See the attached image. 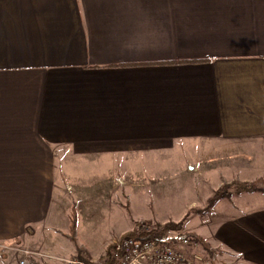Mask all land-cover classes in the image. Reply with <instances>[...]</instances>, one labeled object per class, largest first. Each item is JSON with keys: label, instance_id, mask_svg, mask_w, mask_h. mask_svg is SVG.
<instances>
[{"label": "crops", "instance_id": "obj_1", "mask_svg": "<svg viewBox=\"0 0 264 264\" xmlns=\"http://www.w3.org/2000/svg\"><path fill=\"white\" fill-rule=\"evenodd\" d=\"M204 141L230 157L264 149V0H0V264L26 248L50 256L39 264L75 255L49 248L71 224V211L65 232L51 220L69 196L56 158H105L128 204L138 158ZM230 215L212 234L231 257L220 264H264V208ZM140 222L84 257L101 262ZM200 245L179 250L213 264Z\"/></svg>", "mask_w": 264, "mask_h": 264}, {"label": "rangeland", "instance_id": "obj_2", "mask_svg": "<svg viewBox=\"0 0 264 264\" xmlns=\"http://www.w3.org/2000/svg\"><path fill=\"white\" fill-rule=\"evenodd\" d=\"M256 147L252 149L249 147L241 153L242 155L230 157L233 151L228 153L226 152L228 148L219 147L216 144L211 146L204 141L201 144H188L186 147L179 148L169 157L159 155L140 157L137 159V165L133 167L137 172L132 174L134 183L139 184L138 190L134 189L128 204H125L119 193H112L108 188L112 180L119 177V173L112 174L108 171L104 162L105 158L69 156L62 158V161L60 157L56 158L57 186L64 184L62 177L65 171L66 183L69 186L65 192L69 196L66 195L60 200V215L55 202L51 220L55 222L57 228L65 232L64 226L69 224V213L71 211L72 215L73 207H75L78 213L77 242L82 244H75L68 238L53 235L62 243L52 246L54 244L52 242L49 248L61 255H69V246L72 245V247L75 246V255L72 257L88 256L83 244L90 250L96 247L100 249L102 243H109L113 237L128 231L127 222L131 218L138 217L148 219V223L153 225L182 223L183 228L178 233H171L169 238L176 237L179 240L186 237L197 245L202 244L200 247L208 246V250L213 252L215 258L213 264H220L224 259L228 261L231 257L225 251L226 249L211 247L212 243L214 244L212 234L218 231L217 227H214L215 221H218L220 215L228 216L247 209L264 208V176L261 170L264 167L262 154L264 149L262 151L260 147ZM218 150L225 151L219 153ZM249 151H253L254 154ZM213 162H216L215 165L218 167H214ZM194 166L196 171L192 172ZM219 174H221L220 177H218ZM254 177L258 179L252 180ZM248 178L250 182L243 180ZM221 179L224 181L220 185ZM246 183L252 185L255 191L249 189L245 192L237 189L239 185ZM207 186L210 189L206 190ZM218 192L226 194L227 197L218 199L216 196ZM59 193L58 190L56 196ZM119 200L124 203L123 207L115 205V202ZM60 216L62 219H59ZM116 224L120 227H116ZM160 239L167 240L165 236H161ZM112 246L113 244L108 251L112 249ZM35 249L31 251L43 250L42 247H35ZM206 258H208L207 255ZM86 259L89 260L85 257ZM39 262L37 261V264Z\"/></svg>", "mask_w": 264, "mask_h": 264}, {"label": "built area", "instance_id": "obj_3", "mask_svg": "<svg viewBox=\"0 0 264 264\" xmlns=\"http://www.w3.org/2000/svg\"><path fill=\"white\" fill-rule=\"evenodd\" d=\"M155 225L140 222L136 226L137 236H123L114 240L110 263L108 264H196L195 260H202L197 255L195 260L189 258L186 253L179 250L181 247H197V243L190 238L173 239L166 237L161 240L157 235L155 238H143L141 235L150 233ZM22 253L19 264H37V259H45L50 256L40 251L33 252L29 249H20ZM52 260V258L50 259ZM55 264H102V262L85 260L81 257L54 258Z\"/></svg>", "mask_w": 264, "mask_h": 264}, {"label": "trees", "instance_id": "obj_4", "mask_svg": "<svg viewBox=\"0 0 264 264\" xmlns=\"http://www.w3.org/2000/svg\"><path fill=\"white\" fill-rule=\"evenodd\" d=\"M239 190H242V191H249V189H253L254 187L250 184H243V185H239L238 186ZM253 191H255V189H253ZM216 196L218 197V199H225L227 196L226 194H223V193H220L218 192L216 194ZM78 213L76 211V208L73 207V211H72V215H71V226H70V234L68 235L69 239L73 242H77V229H78ZM183 228V225L182 223H179V224H168V225H155L154 227V230L150 233H147V234H142L141 236L143 238H146V239H153L155 238L157 235H159L160 237L161 236H165V237H168V235L170 233H173V232H177L180 231L181 229ZM131 236H137L136 232L133 233ZM197 237V236H196ZM183 238H186V237H183ZM198 238V237H197ZM82 257V256H80ZM82 258H85V257H82ZM87 260V259H86ZM110 260H111V254H110V251L107 252L106 256L102 258L101 262L102 264H108L110 263Z\"/></svg>", "mask_w": 264, "mask_h": 264}]
</instances>
